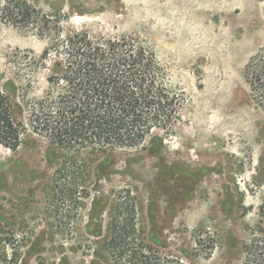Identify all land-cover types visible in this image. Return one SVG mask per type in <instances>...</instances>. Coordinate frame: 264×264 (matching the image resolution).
<instances>
[{"label": "rangeland", "instance_id": "obj_1", "mask_svg": "<svg viewBox=\"0 0 264 264\" xmlns=\"http://www.w3.org/2000/svg\"><path fill=\"white\" fill-rule=\"evenodd\" d=\"M82 32L150 49L168 118L133 148L0 146V264H264V0H0L1 85L55 98Z\"/></svg>", "mask_w": 264, "mask_h": 264}, {"label": "trees", "instance_id": "obj_2", "mask_svg": "<svg viewBox=\"0 0 264 264\" xmlns=\"http://www.w3.org/2000/svg\"><path fill=\"white\" fill-rule=\"evenodd\" d=\"M66 40L52 46L56 54H67V86L55 98L30 100V74L20 86L16 79L1 85L4 76L0 74V146L17 151L29 129L31 135L46 131L51 140L68 137L94 149L104 145L111 150L133 148L150 133L152 125L157 127L156 123L168 118L169 93L155 83L162 69L150 49L125 37L106 39L88 32L68 35ZM26 65L32 72V59ZM249 69L251 77L263 81L264 51L252 59ZM17 93L22 95L19 104L15 102ZM169 259L146 260L147 264H183Z\"/></svg>", "mask_w": 264, "mask_h": 264}]
</instances>
